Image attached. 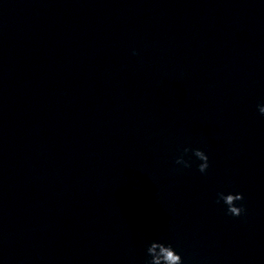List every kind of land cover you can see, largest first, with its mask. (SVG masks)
<instances>
[{"label":"clouds","instance_id":"obj_1","mask_svg":"<svg viewBox=\"0 0 264 264\" xmlns=\"http://www.w3.org/2000/svg\"><path fill=\"white\" fill-rule=\"evenodd\" d=\"M258 111L262 116H264V105H258ZM190 151L196 158L202 161V163L198 165L199 172L205 173L209 167V157L203 150L199 148H184L183 154L176 158L175 163L177 165H182L185 168L191 167V163L184 159V155ZM243 199L244 196L242 193L224 194L221 192L218 194L217 202L222 200L227 206L228 214L235 217H240L241 215L245 214L246 209L243 204L237 206V202L243 201ZM147 255L150 257V259L146 260L145 264H183L182 257L177 254L171 244L166 245L161 242L153 241L147 247Z\"/></svg>","mask_w":264,"mask_h":264}]
</instances>
